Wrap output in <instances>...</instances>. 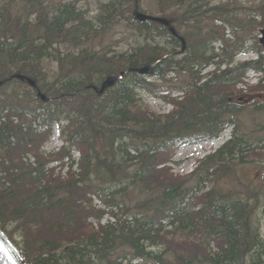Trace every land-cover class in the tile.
Wrapping results in <instances>:
<instances>
[{
    "label": "trees",
    "instance_id": "trees-1",
    "mask_svg": "<svg viewBox=\"0 0 264 264\" xmlns=\"http://www.w3.org/2000/svg\"><path fill=\"white\" fill-rule=\"evenodd\" d=\"M136 1L110 0L91 21L75 2L52 7L45 0H0V174L5 175L0 176V228L27 264H124L128 258L158 264H195L201 258L208 264H264L254 198L224 191L219 184L234 175L238 162L264 160V152L257 151L264 137L251 143L239 133L238 116L245 107L235 101L246 73L264 70L257 42L264 4L247 9L238 0L212 7L207 0H156L159 16L170 20L176 37L186 41L182 52L181 42L166 27L134 21ZM17 2L21 7L15 13L11 7ZM123 20L145 38L143 44L121 53L86 45L107 24ZM96 22L103 24L101 31ZM218 22L233 28V42L225 40ZM219 40L224 48L217 54L211 45ZM249 42L259 60L234 65ZM47 62L57 64V70L49 71ZM147 66L153 68L140 74ZM209 66L215 70L201 76ZM171 72L189 78L166 86ZM122 73L114 87L96 92L106 79ZM149 77L162 83H151ZM139 90L172 103L173 111L151 112L140 104ZM166 90L184 96L173 99L162 94ZM249 92L264 93V83ZM254 104L255 113H264V99ZM26 112L46 121L49 131L39 134L27 127L21 118ZM55 125L64 146L46 156L42 148ZM229 127L233 137L228 144L202 160L192 175L174 176L169 164L182 145L217 140ZM259 128L264 134V123ZM73 151L80 152V161L73 160ZM29 154L36 163L26 159ZM59 161L65 164L49 168ZM65 170L68 176L62 179ZM140 193L148 198L130 206ZM94 197L113 209L108 214L114 219V209L122 204L136 215L133 222L102 226L106 212L93 206ZM168 218L193 235L183 240L174 232L162 235L161 221ZM210 242L219 250L215 258ZM156 248L170 253L171 260L157 256Z\"/></svg>",
    "mask_w": 264,
    "mask_h": 264
},
{
    "label": "rangeland",
    "instance_id": "rangeland-1",
    "mask_svg": "<svg viewBox=\"0 0 264 264\" xmlns=\"http://www.w3.org/2000/svg\"><path fill=\"white\" fill-rule=\"evenodd\" d=\"M45 1L48 2L50 5H52V7L57 6L61 2H75L77 3L80 9L88 13V16L91 19V21L92 20L96 21L95 18L102 12L101 8L110 2V0H45ZM220 1L221 0H207L206 2L210 4V7H212V6H218ZM225 1L227 0H224V2ZM155 2L156 0H143L141 2L140 10L146 14L156 16L159 13V11ZM240 2L246 6L255 7L257 5L259 6L262 5V3H264V0H240ZM3 5L4 4H2V6ZM20 7H21V2H17L14 3L11 8L15 13H17ZM247 13L249 12L247 11L243 12L242 15L245 17ZM256 19L260 20V17ZM95 25L97 30L99 29L100 31L102 30L103 24L96 22ZM106 26L107 27L105 29V32L100 33V35L99 34L96 35L94 39L91 40L88 44L86 43V45L93 47L95 50H100V51L106 50L110 53L113 52L121 53V52H130L133 48H137L139 45L145 42L143 37L136 36L131 30V28L127 27L125 20L116 24H107ZM251 44L252 43L249 42L248 47L251 46ZM217 46H219V44H217ZM67 47H70V45ZM253 56L254 55L249 51L248 53H246L245 56H243V58H252ZM46 65L49 67V71H51L52 73L55 72L58 68L57 64H53L51 62H47ZM211 70L213 69H210V71ZM167 78H168L167 81L169 83L166 86H170L171 84H172L171 86H176L179 85L180 83L183 84L182 82L187 81L189 77H186L185 75H179L178 77L175 72H171L167 76ZM245 78L246 79L244 81L247 83L251 84V82L253 81V79L248 78L247 76ZM154 79L156 78L154 77L147 78L148 81H152ZM249 91L250 90H247V92L242 94V96L248 94ZM169 93L170 90H166L165 93L162 94L168 95ZM243 98L244 97H242V99ZM139 99L141 105H143L145 108H148L151 112L155 114L168 115L173 111V106H171L169 103H166L161 98H157L154 94L150 92L139 90ZM252 109L253 107H249L248 109L243 110L238 116V122L240 124L239 132H242L245 135H247L251 143H257L258 140L257 138L263 136V134L259 132V127L261 124L264 123V114L255 113L253 112ZM28 114L32 115V113L30 112H28ZM25 123L27 127L31 126L32 129L34 130L36 129L40 133L45 131V123L42 121L39 122L37 119H34V121L33 119H31L28 122L25 121ZM55 128L58 130V126L57 127L55 126ZM231 135H232V131L228 130L226 133L224 132L221 134L220 137H222L223 139H221L220 141H218L219 139H217V140H212L211 141L212 143H201V144L197 143V145L194 146L183 145L175 153L173 163L169 164V166H171L173 169L174 176L191 175L192 172H194L197 166L199 165V160L215 152L218 149V146L223 144V140L225 139L226 141V138L230 139ZM60 140L63 146L64 142L61 138ZM45 145L42 148V153L48 156L54 152L52 149L58 147L59 142L48 140L45 143ZM259 148L262 151H264V142L260 145ZM72 155H73V160L78 162L77 156L74 153ZM26 159L29 160L30 163H32L34 157L31 154H29L26 156ZM65 173L66 171H64L63 174L65 175ZM233 173L234 175H231L230 177L219 182L220 188H222L223 190L226 189L227 191L231 189L234 190L235 192H240L243 196H252L254 198V200L251 202L252 205H255V211L253 215L254 224L257 228L261 230V234L264 236V160L261 159L253 160L252 158H248L247 162H238V164L235 166V170L233 171ZM213 186L214 184L212 183L208 187L211 188ZM147 198H148L147 194L140 193L139 196L135 195V197L132 198L133 202H129V205L132 207H136L138 206V203L140 201H145ZM93 206L95 208L102 209L106 212V215L101 221V224L112 221V217L108 214V212L112 210L111 207H108V205H103L101 200H95L93 202ZM117 206H118V210L117 208H115L114 212L118 216L121 215L122 212L124 214L127 212L122 204H119ZM173 214L174 213L170 214V216H173ZM135 216L131 214L128 222L132 223ZM137 216L141 217L143 215L137 214ZM91 222L96 227H98V223L95 220H91ZM170 222H171V218L161 221V223L164 225L162 228V233L165 229L166 230L171 229L170 226H172V222L171 223ZM176 226L179 227V224H177ZM188 233L189 230L183 231L181 229L175 228L173 235H175L177 240H183L185 239L184 237L192 235ZM154 250H155L154 253L156 255L165 254L167 258L171 257V254L170 253L166 254L163 248L162 249L156 248ZM209 252L211 256L214 258L217 257L219 254V250L213 242H210L209 244ZM169 259L171 260V258ZM134 264H158V263L137 262ZM195 264H208V263L204 262V260L201 258Z\"/></svg>",
    "mask_w": 264,
    "mask_h": 264
},
{
    "label": "water",
    "instance_id": "water-1",
    "mask_svg": "<svg viewBox=\"0 0 264 264\" xmlns=\"http://www.w3.org/2000/svg\"><path fill=\"white\" fill-rule=\"evenodd\" d=\"M134 17H135V20L140 21V22L151 20V21L159 22L167 27H170V23L168 21L161 19V18H155V17L148 18L146 16L139 14L138 11L135 12ZM170 31L172 32V34L174 35L176 34L174 29L171 28ZM262 35H263V38L260 39V42L264 46V30L262 31ZM115 82H116L115 79H109L106 82H104L100 93H102L107 86L109 87L113 86ZM0 264H26L20 252L11 243V241L8 239V237L4 234L2 230H0Z\"/></svg>",
    "mask_w": 264,
    "mask_h": 264
},
{
    "label": "bare ground",
    "instance_id": "bare-ground-1",
    "mask_svg": "<svg viewBox=\"0 0 264 264\" xmlns=\"http://www.w3.org/2000/svg\"><path fill=\"white\" fill-rule=\"evenodd\" d=\"M138 2H139V0H137L136 1V8H135V12L136 11H138V13L139 14H141V15H143V16H146V17H148V18H154L155 16H153V15H149V14H145V13H142V12H140V10H139V5H138ZM146 21H151V20H146ZM145 21V22H146ZM143 23V22H142ZM175 32H176V30H175ZM175 35H177V32H176V34ZM144 40H145V38H144ZM177 50V49H176ZM164 52V51H163ZM183 52V51H182ZM168 53V52H167ZM165 54V53H164ZM161 55V54H160ZM175 61V60H174ZM162 62V61H161ZM161 62H159V63H161ZM153 68V66H147V67H144V68H142V69H140L139 70V73L140 74H142V75H147L149 72H150V70ZM131 71H133V70H131ZM107 73V72H106ZM125 76V73H122V76L120 77V78H116V77H109L108 79H106L104 82H106L107 80H109V79H115L116 80V82L119 80V79H122L123 77ZM105 79V78H104ZM246 79V78H245ZM244 79V80H245ZM123 80V79H122ZM28 81L30 82V84L33 86V87H35L36 86V84L32 81V80H30V79H28ZM103 82V81H102ZM104 82H103V84H104ZM0 88L3 86V82H0ZM103 84H100V85H102L101 86V88L103 87ZM92 86V85H91ZM83 87V86H82ZM114 87V86H113ZM90 88V87H89ZM92 89V88H91ZM93 89H95V88H93ZM96 91V90H95ZM102 94V93H101ZM100 95V94H99ZM39 96L41 97V98H43V100H44V95H42V94H39ZM42 100V101H43ZM45 102V101H44ZM9 110V109H8ZM7 113V112H6ZM26 113H28V112H26ZM0 115H1V112H0ZM3 115V114H2ZM29 116H30V118L31 119H33L32 118V115H30L29 114ZM11 117V116H10ZM12 117H15V116H12ZM17 117H19V116H17ZM1 118V117H0ZM6 120H8L7 118H6ZM39 122H43V120L41 119V118H38L37 119ZM13 121V120H12ZM33 121H34V119H33ZM9 122V121H8ZM15 122L17 123H19V120H17V119H15ZM18 123H17V126H18ZM4 124H5V122H4ZM1 125V124H0ZM49 125V124H48ZM56 127H57V125H55ZM55 126H54V128H55ZM50 127V126H49ZM46 129H47V126H46V121H45V131L44 132H46ZM49 129V128H48ZM34 130V129H33ZM29 131V130H28ZM24 132V131H23ZM27 132V131H26ZM31 132V131H30ZM34 132H36V133H39V134H41V133H44V132H38L36 129L34 130ZM25 133V132H24ZM33 133V132H32ZM58 133H59V130H58ZM219 139V138H218ZM64 146V145H63ZM62 146V147H63ZM160 146V145H159ZM61 147V148H62ZM121 147V146H120ZM132 147V146H131ZM262 148V147H261ZM263 149V148H262ZM151 150V149H150ZM247 151V150H246ZM241 152V151H240ZM54 153V152H53ZM31 154H33V153H31ZM43 155V154H42ZM27 156V155H26ZM69 156H71V155H69ZM72 157H73V155H72ZM248 157V156H247ZM36 158V157H35ZM53 159V158H52ZM70 159H72V158H70ZM70 159H68V160H70ZM255 159V158H254ZM2 160H3V158L0 160L1 162H2ZM24 160V159H23ZM26 162V161H25ZM33 162H34V160H33ZM32 162V163H33ZM3 163V162H2ZM1 163V164H2ZM6 163V162H5ZM34 163H36V162H34ZM26 164V163H25ZM63 164H65V162L63 163ZM6 165V164H5ZM9 165V164H8ZM29 165V164H28ZM33 165V164H32ZM30 166V165H29ZM34 166V165H33ZM64 166V165H63ZM69 166V165H68ZM35 167V166H34ZM62 167V166H61ZM18 168V167H17ZM28 168H31V167H28ZM50 168V167H49ZM72 168V167H71ZM33 169V168H32ZM61 169V168H60ZM69 169V168H68ZM72 170V169H71ZM73 170H74V168H73ZM56 171V170H55ZM66 171V170H65ZM62 172V171H61ZM75 172V171H74ZM5 176V175H4ZM7 176V175H6ZM16 177V176H15ZM76 177V176H75ZM84 177V176H83ZM71 178V177H70ZM10 180V179H9ZM12 185V184H11ZM188 190V189H187ZM116 206V205H115ZM118 207V206H117ZM186 207V206H185ZM113 210V209H112ZM202 210V209H201ZM199 211V210H198ZM113 212V211H112ZM118 212V211H117ZM114 213V212H113ZM189 214V213H188ZM170 216V215H169ZM115 217V216H114ZM117 218V217H116ZM115 218V219H116ZM114 220V218L112 217V221ZM189 220V219H188ZM178 221V220H177ZM192 221V220H191ZM119 223V222H118ZM171 223V222H170ZM93 226V225H92ZM161 226V225H160ZM20 227V226H19ZM94 227V226H93ZM130 227V226H129ZM145 227V226H144ZM150 227V226H149ZM153 227V226H152ZM158 227V226H157ZM160 228V227H159ZM203 229V228H202ZM193 230V229H192ZM149 231V230H148ZM156 232V231H155ZM159 233V232H158ZM155 235V234H154ZM193 235V234H192ZM142 237V236H141ZM144 237V236H143ZM193 237V236H192ZM139 238V237H138ZM154 238V237H153ZM156 242V241H155ZM154 242V243H155ZM208 244V243H207ZM264 251V250H263ZM150 253V252H149ZM157 256H159V255H157Z\"/></svg>",
    "mask_w": 264,
    "mask_h": 264
}]
</instances>
